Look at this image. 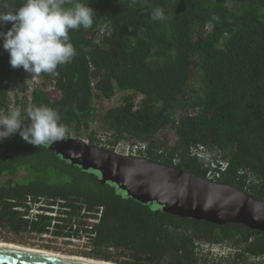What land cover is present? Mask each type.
Listing matches in <instances>:
<instances>
[{
    "label": "trees",
    "instance_id": "1",
    "mask_svg": "<svg viewBox=\"0 0 264 264\" xmlns=\"http://www.w3.org/2000/svg\"><path fill=\"white\" fill-rule=\"evenodd\" d=\"M75 2L89 3L94 23L69 32L76 55L58 76L13 69L0 40V115L18 108L28 123L25 110L45 105L58 111L65 137L111 151L138 145V157L202 177L207 158L223 161L213 181L264 200V1L64 6ZM157 7L163 22L151 18ZM43 234L85 237V255L118 264H264V230L155 211L15 133L0 141V238Z\"/></svg>",
    "mask_w": 264,
    "mask_h": 264
},
{
    "label": "water",
    "instance_id": "2",
    "mask_svg": "<svg viewBox=\"0 0 264 264\" xmlns=\"http://www.w3.org/2000/svg\"><path fill=\"white\" fill-rule=\"evenodd\" d=\"M264 1V0H247ZM20 6H0L16 11ZM67 163L93 172L120 194L150 204L155 211L205 220L215 224L241 223L264 230V200L227 184L142 157L118 154L80 138L64 137L48 147ZM0 264H93L0 247Z\"/></svg>",
    "mask_w": 264,
    "mask_h": 264
},
{
    "label": "clouds",
    "instance_id": "3",
    "mask_svg": "<svg viewBox=\"0 0 264 264\" xmlns=\"http://www.w3.org/2000/svg\"><path fill=\"white\" fill-rule=\"evenodd\" d=\"M66 3L72 0H23L14 12L0 11V27L11 24L7 31H0V40L13 69L23 68L31 77L42 73L58 76V67L72 61L76 49L69 32L91 28L95 11L89 3L75 2L65 7ZM151 18L163 22L166 16L157 7ZM25 111L28 123L18 108L0 115V141L19 133L23 140L40 148L51 146L67 134L56 109L40 105Z\"/></svg>",
    "mask_w": 264,
    "mask_h": 264
},
{
    "label": "rangeland",
    "instance_id": "4",
    "mask_svg": "<svg viewBox=\"0 0 264 264\" xmlns=\"http://www.w3.org/2000/svg\"><path fill=\"white\" fill-rule=\"evenodd\" d=\"M14 92V89H11ZM53 95L54 92L52 93ZM115 98H113L112 100L109 101H105L104 106H110L114 103ZM128 145L127 144H120L117 147H115L114 151L118 154H122L125 155V152L127 151ZM0 241H6V242H14V243H19L21 245H25V246H30V247H37V248H41L44 250H49V251H54V252H60V253H64V254H69V255H79V256H84V257H89V258H93L90 257L86 254V248L79 242H67L64 241L63 239H52L49 236H41L39 237H33L31 239L28 240L27 243H21V242H17V241H11V240H3L0 238ZM212 251L214 253H224L226 250H224L223 248H220L219 246H214L211 248ZM220 253V254H221ZM101 260V259H99Z\"/></svg>",
    "mask_w": 264,
    "mask_h": 264
},
{
    "label": "built area",
    "instance_id": "5",
    "mask_svg": "<svg viewBox=\"0 0 264 264\" xmlns=\"http://www.w3.org/2000/svg\"><path fill=\"white\" fill-rule=\"evenodd\" d=\"M33 79H34V77H33ZM139 148H140V146H138V145L128 146L127 151L125 152V155L126 156H132V157H138V154H139L138 153V151H139L138 149ZM193 152H194V154H196L197 156H200V157L206 156V154L203 152L202 147H198V148L193 149ZM207 159L209 160L210 169L208 170V172L206 174L207 175L206 178H208L210 180L211 179L213 180L216 177H219L220 173L225 170L226 162H223V161L217 162V161L211 160L209 158H207ZM38 205H40V204H38ZM45 213H47L48 215H54V213H52V212H47L46 211ZM100 213H101V209L97 213L96 217L90 218L87 221L90 226H92L93 224H95L98 221V217L100 216ZM42 236H50V235L49 234H43ZM59 239H63L64 241H67V242H70V243L71 242H79L83 246L87 242L85 237H82V238L59 237Z\"/></svg>",
    "mask_w": 264,
    "mask_h": 264
},
{
    "label": "bare ground",
    "instance_id": "6",
    "mask_svg": "<svg viewBox=\"0 0 264 264\" xmlns=\"http://www.w3.org/2000/svg\"><path fill=\"white\" fill-rule=\"evenodd\" d=\"M0 247H8V248H14V249H19V250H26V251H31L33 253L54 256V257L77 259V260H82V261L93 263V264H118V263L111 262V261L99 260V259L89 258V257H84V256H79V255H69V254H64L60 252L44 250V249L37 248V247L25 246V245H21L19 243L17 244L14 242L0 241Z\"/></svg>",
    "mask_w": 264,
    "mask_h": 264
}]
</instances>
